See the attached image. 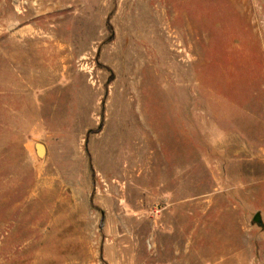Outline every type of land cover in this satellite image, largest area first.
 Returning <instances> with one entry per match:
<instances>
[{
    "label": "rangeland",
    "instance_id": "rangeland-1",
    "mask_svg": "<svg viewBox=\"0 0 264 264\" xmlns=\"http://www.w3.org/2000/svg\"><path fill=\"white\" fill-rule=\"evenodd\" d=\"M0 264H264V0H0Z\"/></svg>",
    "mask_w": 264,
    "mask_h": 264
},
{
    "label": "water",
    "instance_id": "water-1",
    "mask_svg": "<svg viewBox=\"0 0 264 264\" xmlns=\"http://www.w3.org/2000/svg\"><path fill=\"white\" fill-rule=\"evenodd\" d=\"M38 153L41 156L44 154V148H43V146H41V145L38 146ZM254 222L257 223L260 226L263 225V220L261 219L260 215H257L255 217Z\"/></svg>",
    "mask_w": 264,
    "mask_h": 264
}]
</instances>
